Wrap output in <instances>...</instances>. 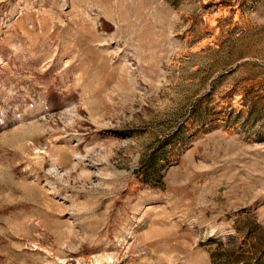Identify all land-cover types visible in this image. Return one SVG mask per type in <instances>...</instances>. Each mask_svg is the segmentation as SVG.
<instances>
[{
  "label": "rangeland",
  "instance_id": "rangeland-1",
  "mask_svg": "<svg viewBox=\"0 0 264 264\" xmlns=\"http://www.w3.org/2000/svg\"><path fill=\"white\" fill-rule=\"evenodd\" d=\"M0 264H264V0H0Z\"/></svg>",
  "mask_w": 264,
  "mask_h": 264
}]
</instances>
